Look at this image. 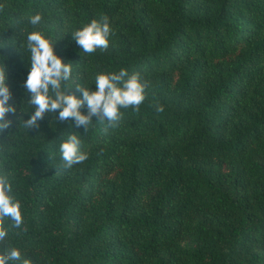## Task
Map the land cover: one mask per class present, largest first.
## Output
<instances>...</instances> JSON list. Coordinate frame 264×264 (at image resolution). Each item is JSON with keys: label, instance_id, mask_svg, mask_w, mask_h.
Returning <instances> with one entry per match:
<instances>
[{"label": "trees", "instance_id": "16d2710c", "mask_svg": "<svg viewBox=\"0 0 264 264\" xmlns=\"http://www.w3.org/2000/svg\"><path fill=\"white\" fill-rule=\"evenodd\" d=\"M102 16L109 46L87 54L71 32ZM31 31L71 63L78 98L98 72H139L140 111L121 109L115 128L58 111L26 127ZM3 64L16 113L0 174L23 220H2L0 254L21 252L8 264H264V0H0ZM69 134L89 154L71 169Z\"/></svg>", "mask_w": 264, "mask_h": 264}, {"label": "clouds", "instance_id": "9594fccd", "mask_svg": "<svg viewBox=\"0 0 264 264\" xmlns=\"http://www.w3.org/2000/svg\"><path fill=\"white\" fill-rule=\"evenodd\" d=\"M42 15L37 13L29 17V24L33 27L39 25ZM111 27L107 16L99 20L92 19L79 29L71 32L76 44L87 54L94 53L97 49H107ZM54 41H50L40 31H31L26 36V48L30 53V67L24 81L25 90L30 94L28 103L34 108L26 127H38V122L45 113H56L63 122L71 119L77 127H87L95 116L101 122L107 121L115 128L122 118L121 109L131 108L140 111V105L146 99L145 89L147 82L143 81L139 72L129 74L121 68L118 72H98L95 75V90L76 85L81 96L66 91L65 83L70 79L72 72L71 63L65 62L54 52ZM6 67H0V132L9 128L11 121L8 114L16 113L14 103H9L12 93L6 83ZM87 108L86 113L81 111ZM155 112L163 113L164 106L155 102L150 105ZM62 166L71 169L75 165L84 164L89 159L87 151L81 150V141L75 134H69L59 145ZM12 191L8 176L0 174V240L7 232L3 227L4 217L14 222V227L19 228L22 223L20 203L10 195ZM21 260L18 248H11L5 254H0V264L8 261ZM22 264H30L28 259H23Z\"/></svg>", "mask_w": 264, "mask_h": 264}]
</instances>
